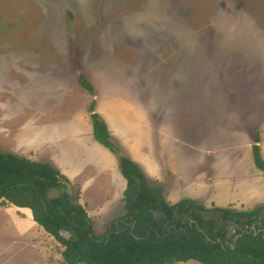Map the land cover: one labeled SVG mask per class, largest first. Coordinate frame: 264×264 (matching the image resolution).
I'll return each mask as SVG.
<instances>
[{"label":"rangeland","instance_id":"obj_1","mask_svg":"<svg viewBox=\"0 0 264 264\" xmlns=\"http://www.w3.org/2000/svg\"><path fill=\"white\" fill-rule=\"evenodd\" d=\"M254 144L264 160V0H0V151L57 168L96 234L124 213L120 155L169 204H264ZM17 209L0 200V264H65Z\"/></svg>","mask_w":264,"mask_h":264},{"label":"trees","instance_id":"obj_2","mask_svg":"<svg viewBox=\"0 0 264 264\" xmlns=\"http://www.w3.org/2000/svg\"><path fill=\"white\" fill-rule=\"evenodd\" d=\"M79 84L94 93L92 84L79 75ZM90 105L95 140L116 151L106 122ZM256 142L258 137H255ZM255 165L264 171L257 144L252 146ZM119 169L125 180L123 214L111 220L104 234H96L79 190L72 192L69 180L48 162L33 161L0 151V200L29 208L33 220L62 246L65 264H168L197 261L201 264H264L262 232L228 236L226 223L243 225L264 213V204L252 209L204 207L183 198L169 204L161 186L148 178L131 159L120 155ZM59 189V195H50ZM210 211L212 216L203 214ZM223 219V220H222ZM241 234V235H240ZM219 239V240H218Z\"/></svg>","mask_w":264,"mask_h":264},{"label":"flooded vegetation","instance_id":"obj_3","mask_svg":"<svg viewBox=\"0 0 264 264\" xmlns=\"http://www.w3.org/2000/svg\"><path fill=\"white\" fill-rule=\"evenodd\" d=\"M263 215L264 213L260 214L253 222L251 225H243V227L239 224V223H236L238 224L239 226V229L237 230H240L241 231V234L242 233H245V232H249V231H253V234H257L259 233L260 231L262 232V236H263V231H264V219H263ZM223 220V219H222ZM229 221H234L233 219L232 220H229ZM236 230V231H237ZM236 231H235V234H234V237H230V238H233L235 239L237 236L239 235H236ZM240 234V235H241Z\"/></svg>","mask_w":264,"mask_h":264},{"label":"crops","instance_id":"obj_4","mask_svg":"<svg viewBox=\"0 0 264 264\" xmlns=\"http://www.w3.org/2000/svg\"><path fill=\"white\" fill-rule=\"evenodd\" d=\"M125 188V187H124ZM124 190V189H123ZM123 192V191H122ZM17 212L22 215L23 218H26V221H25V226H24V223L21 224L23 222V220L21 221L20 219H22L21 217L19 218V216L17 215V218H18V222H20V224L22 225V227L24 228L23 230H29V229H32L36 224L35 222L33 221V216H32V213H31V210L28 208V209H17Z\"/></svg>","mask_w":264,"mask_h":264},{"label":"water","instance_id":"obj_5","mask_svg":"<svg viewBox=\"0 0 264 264\" xmlns=\"http://www.w3.org/2000/svg\"><path fill=\"white\" fill-rule=\"evenodd\" d=\"M263 238H264V231H263ZM219 240V239H218Z\"/></svg>","mask_w":264,"mask_h":264}]
</instances>
